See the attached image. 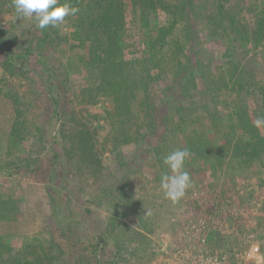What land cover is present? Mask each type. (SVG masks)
<instances>
[{"label": "trees", "instance_id": "1", "mask_svg": "<svg viewBox=\"0 0 264 264\" xmlns=\"http://www.w3.org/2000/svg\"><path fill=\"white\" fill-rule=\"evenodd\" d=\"M71 3L79 12L66 17L65 25L45 30L37 27L31 36L33 43L27 47L16 45L6 29H0L3 73L17 79L9 90L15 92L13 98L18 100L17 91L25 88L26 81L46 80L48 104L53 105V110L46 107L44 112L57 116L59 106H67L70 95L61 94L56 85V49L64 36H70L84 48L82 63L85 70L88 68L86 73H102L99 81L90 84L84 93L90 90L98 94L110 87L117 125L113 123L112 139L105 142L102 152L93 141L98 132L93 125L101 119L85 117L80 120L83 127L62 126L57 135L39 133L43 147L40 157L20 159L17 164L0 168L13 169L19 176H31L45 184L51 207L47 226L25 239L15 252L10 242L0 241V264H129L124 251L130 246L133 257L139 252L145 254L147 235L125 223L131 213H126L129 203L124 199L122 178L108 175L102 158V154L117 149L118 132L123 138L152 149L156 157L150 158L149 164L159 163L161 170L160 175L153 170L155 182L161 179L163 170H168L164 157L174 150L187 149L190 155L185 164L203 160L206 173H212V163L217 162L233 170L237 166L240 170L254 169L252 179L257 180L264 194V125L254 126L257 118L264 117V75L263 79L261 73L245 76L247 69L242 63L244 55L251 52L264 67V0ZM0 17H8L6 22L14 18L11 23L20 20L16 19L12 0H0ZM85 42L89 47H84ZM126 48H131V53L124 52ZM225 69L228 73H223ZM83 97H90L83 101L93 109L96 96L77 94V98ZM134 107L139 111L137 117ZM58 120H63L62 116ZM34 129L41 130L36 126ZM21 133L15 129L10 138ZM214 146H219L217 151ZM145 157L132 161L131 168L137 165L145 171ZM86 177L98 187L100 197L99 205L82 211L78 202L73 204V191L85 193L79 180ZM215 189L210 193L215 194L219 205H226V191ZM78 198L84 201L83 195ZM1 199L0 220L11 204ZM202 204L209 210L213 203ZM260 211L264 215V200ZM205 234L207 237L202 240L184 239L170 250V257L196 245V250L203 245L208 253L230 238L212 226L205 228ZM260 253L264 254V243ZM155 257L152 255L149 261ZM140 260L136 264H147Z\"/></svg>", "mask_w": 264, "mask_h": 264}, {"label": "rangeland", "instance_id": "2", "mask_svg": "<svg viewBox=\"0 0 264 264\" xmlns=\"http://www.w3.org/2000/svg\"><path fill=\"white\" fill-rule=\"evenodd\" d=\"M7 19L9 18L0 17V25H2L0 29H6L7 36L14 40L16 45L20 47L31 45L33 43L31 36L37 30V22L32 18H19V21L11 23L14 18H10L7 24ZM8 25L9 29L6 28ZM68 32H70L69 28L66 33ZM80 45L79 41L76 42L72 37L64 36L61 46L56 49L55 62L58 67L56 85H59L61 94L70 95L68 105L61 104L57 116H53L52 112H44L46 107L49 109L53 107L51 103L48 104L50 98L46 93V80L34 78L26 81L25 88L17 91L18 100H15L13 98L15 92L10 91L9 88L16 84L14 82H17V79L5 76L0 64V168L13 163L17 164L20 159L40 157L43 147L39 142V133L57 135L62 126L83 127L80 125V120L85 117L101 119L99 124L93 125L98 131L93 136V141L101 152L105 148V142L112 139L111 128L114 129L113 123L117 125L114 118L117 114L116 104L110 98L112 89L104 88L98 94L90 90L84 93L90 84L99 81L102 73L99 71L92 72L94 75L91 72L86 73L88 68L85 70L82 63L84 48ZM89 45L85 42L84 47ZM127 51L131 53L132 49H124V52ZM259 58L262 59V57ZM242 63L243 69H247L245 76L250 77L255 73H261L263 79L264 67L254 58L253 53H246ZM224 72L228 73V70L225 69ZM80 93L96 96L93 109H89L83 101L84 98L88 100L90 97L77 98V94ZM134 108L136 109L134 115L137 117L139 111L136 107ZM212 109L215 110V107ZM96 114L99 116H95ZM60 116L63 120H58ZM84 125L87 129L93 130L86 122ZM34 126L41 130H35ZM15 129L21 130L22 133L18 137L14 134L17 138L11 139L10 135ZM117 136L119 137L116 142L119 144L117 149L113 153L102 154L106 172L110 176L119 175L122 178L124 199L129 203L127 204L129 207H125L129 209L126 213L127 215L129 211L131 213L125 223L147 235L144 255L139 252L135 255V259L133 246L125 249L124 257L129 264H136L138 258L141 259L139 262L147 264H218L219 262L257 264V260L247 258L252 242L259 244L261 249L264 243V215L260 211L264 194H261L257 180L252 179L254 169L249 170L246 167L247 169L240 170L237 166L236 170L235 168L233 170L226 164L221 167L217 162L212 163L214 167L212 173H206L208 170L203 160L189 166L185 164V170L190 174L193 187L187 191L180 203L173 204L160 190V180L157 182L154 180L153 172L156 171L160 175L161 170L159 163L149 164L150 158L156 157L152 149L150 150L148 145L140 146L130 139L123 138L122 132H118ZM218 148L219 146H214V151ZM143 156L147 158L145 165L147 169L143 171L141 167H136L137 165L132 169V161L136 163V160ZM168 171L163 170L162 175ZM87 179L86 177L79 180L85 193L73 191V197H75L73 204L78 202L77 206H80L82 211L93 205H99L98 187ZM214 189L217 192L226 191L229 201L226 205L218 204L214 198L215 194L213 196L210 193ZM80 195H83L84 201L89 203L81 201L78 198ZM0 197L3 201L11 203L4 209L3 219L0 220V241L10 242L9 245L15 252L23 246L25 239L47 226L51 207L46 185L31 176H19L13 169L0 170ZM208 201L213 203L209 210L205 204H202ZM141 215L144 217L143 221L140 219ZM143 222L146 223L145 227ZM210 226L217 227L222 234L230 236L226 244L216 247L214 251L209 250L208 253L204 252L202 244L199 250H196V245V248L192 250L181 251L180 255L177 253L170 257V250L179 246L184 239L195 237L202 240L207 237L205 228ZM152 255L156 257L149 261Z\"/></svg>", "mask_w": 264, "mask_h": 264}, {"label": "clouds", "instance_id": "3", "mask_svg": "<svg viewBox=\"0 0 264 264\" xmlns=\"http://www.w3.org/2000/svg\"><path fill=\"white\" fill-rule=\"evenodd\" d=\"M16 19L32 18L37 22L40 30L49 27H58L65 22L66 17L75 16L79 8L71 0H12ZM264 125V117L257 118L254 126L259 128ZM190 153L187 149H177L164 157L163 164L169 170L161 176L160 190L164 197L173 204H178L193 187L190 174L185 170V161ZM259 244L252 247V253H259ZM257 264H264V254L256 255Z\"/></svg>", "mask_w": 264, "mask_h": 264}, {"label": "built area", "instance_id": "4", "mask_svg": "<svg viewBox=\"0 0 264 264\" xmlns=\"http://www.w3.org/2000/svg\"><path fill=\"white\" fill-rule=\"evenodd\" d=\"M257 243H255V242H252V245H251V248H250V251L247 253V258L248 259H255V257H256V255H260L261 253L259 252V253H252L251 254V257L249 256V254L251 253V250H252V247L254 246V245H256ZM259 248H260V245H259ZM260 251H261V248H260ZM256 260V259H255ZM218 264H224L223 262H219Z\"/></svg>", "mask_w": 264, "mask_h": 264}]
</instances>
